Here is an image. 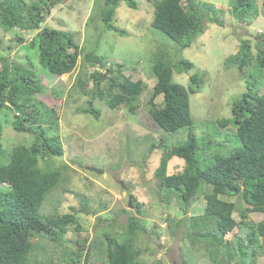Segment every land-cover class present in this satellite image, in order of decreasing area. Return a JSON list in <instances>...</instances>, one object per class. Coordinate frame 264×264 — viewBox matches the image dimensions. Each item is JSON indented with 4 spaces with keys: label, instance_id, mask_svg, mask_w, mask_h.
Instances as JSON below:
<instances>
[{
    "label": "trees",
    "instance_id": "16d2710c",
    "mask_svg": "<svg viewBox=\"0 0 264 264\" xmlns=\"http://www.w3.org/2000/svg\"><path fill=\"white\" fill-rule=\"evenodd\" d=\"M63 1L0 0V110H11L15 131L34 135L30 144L16 145L7 152L2 143L0 122V264H37L31 261V256L38 248V239L60 244L68 231L81 230L80 213L74 207H70L69 212L48 216L40 211L46 195L62 181V166L52 160L64 154L59 117L54 105L36 98V93L44 90L43 84L28 63L9 60L2 53L3 43L13 40L11 30L17 29V43L24 41V32L33 34L30 47L37 48L39 64L52 74H71L80 55L85 62L101 65V58L93 51L83 53L70 31L42 26L49 17L46 14ZM120 2L137 8L136 0H103L100 18L109 29L114 28L111 21ZM153 2L152 26L181 48L190 46L205 31L204 21L222 24L217 17L219 12L211 3L198 0ZM260 7L264 9V0H231L230 12L249 25L258 17ZM260 35H254L259 38L254 44L250 39H241L236 52L224 60V67L237 66L246 91L232 101L231 117L215 121L217 132L213 135L220 137L217 151H211L215 142L210 135L198 138L193 130L178 144L168 145L164 136L158 144H151L152 149L158 147L161 151L153 176L162 202L175 200L178 207L186 211L194 198L204 195L207 199L202 210L197 214L191 212L185 220L189 236L192 240L204 241L200 248H205L213 264H256L261 254L264 264V218L255 224L247 219L251 211L264 213V36ZM166 55L161 50L153 54L151 73L155 83L145 107L158 128L175 134L193 125L189 95L201 91L206 75L197 70L189 75L187 86L176 83L173 71H189L193 63L187 59L174 63ZM122 67L119 63L108 64L107 76L95 70L76 76V84L81 87V93H86L84 86L91 78L94 97L104 101L109 109L123 107L133 114L146 83L124 75ZM104 80L105 85L100 87ZM157 96L162 97L160 102H156ZM89 103L82 112L98 118L100 110ZM227 127L234 128L232 133L239 147L227 145L228 133L221 137ZM205 150L208 154L201 158L198 151ZM173 157L182 159L184 165L170 173L169 161ZM231 197H235L234 200ZM131 200L137 213H143L136 198L132 196ZM99 207L91 212L104 210L105 204ZM79 211L88 212L86 202ZM234 212L239 220L233 216ZM108 219L103 218L102 222ZM166 219L173 221L169 216ZM181 222L179 219L177 225ZM119 225L108 223L101 228L102 232L95 231L96 237L90 239V244L88 237L77 240V249L67 253L65 263L142 264L135 242L144 231V224L136 214H131L128 223L122 225L124 229L119 227L122 234L115 229ZM231 232V240L226 239L225 234ZM152 264L163 263L156 260Z\"/></svg>",
    "mask_w": 264,
    "mask_h": 264
},
{
    "label": "rangeland",
    "instance_id": "374dc122",
    "mask_svg": "<svg viewBox=\"0 0 264 264\" xmlns=\"http://www.w3.org/2000/svg\"><path fill=\"white\" fill-rule=\"evenodd\" d=\"M94 1L65 0L46 14L49 17L42 26L70 31L83 53L93 51L101 58V65L85 62L80 55L71 74H52L39 64L37 48L30 47L33 34L24 32V41L17 43V29L11 30L13 40L4 42L2 46L6 58L28 63L29 69L41 78L44 90L36 93V98L54 105L59 117L64 154L52 160L57 166H62V181L46 195L40 211L48 216L69 212L70 207H74L80 213L81 230L68 231L60 244L45 238L38 239V248L31 261H37V264H66L67 253L77 249V240L88 237L90 244V239L96 237L95 231H101L108 223L120 224L115 229L122 234L119 227L128 223L129 215L136 214L145 227L135 242L142 264H152L156 260H161L163 264H184L183 260L189 264H213L205 248H200L204 241L198 238L192 240L189 236L191 233L185 220L191 212L197 214L202 210L207 199L204 195L194 198L186 211L180 209L175 200L162 202L158 196L157 180L153 176L161 151L158 147L152 149L151 144H158L164 136L168 145H175L183 142L189 130H193L198 138L210 135L215 142L211 151H217L220 137L213 135L217 132L215 121L231 117L232 101L246 91L237 66L224 67V60L236 52L241 39H250L254 44L259 40L254 37L255 34L260 35L258 32L261 31L260 36H264V9L260 7L258 17L247 25L230 12L231 0H198L199 3L213 4L222 24L204 21L205 31L190 46L181 48L172 38L152 26L155 0H136L137 8L120 2L111 21L114 28L111 29L100 18L103 0ZM158 50L167 54V59L174 63L179 59L193 63L194 67L189 71L174 70V82L187 86L189 75L197 70L204 71L206 75L201 91L189 95L193 125L175 134L158 128L145 107L155 83L151 68L153 54ZM118 63L122 64L124 75L146 83L133 114L123 107L109 109L104 101L94 97L91 78L84 86L86 93H81V87L76 84V76L91 74L95 70L107 76L109 70L106 66ZM161 99L157 96L156 102ZM88 101L100 110L98 118L82 112ZM12 120L11 110H0L2 143L7 152H11L16 145L30 144L34 138L31 133L15 131ZM233 131L234 128L227 127L221 137L228 133L227 145L237 148L239 141ZM198 153L201 158L208 154L206 150ZM169 165L171 173L180 170L184 161L173 157ZM91 167L97 170H91ZM130 194L141 204L143 213H137ZM234 198L231 197L232 200ZM82 201L88 205L87 213L79 211L85 203ZM100 204H105V209L93 214L91 211L99 210ZM168 216L173 219L172 222L167 221ZM233 216L240 219L237 212ZM106 217L108 221L102 222ZM263 218L264 213L251 211L247 219L255 224ZM179 219L182 222L177 225ZM232 236L233 232L225 234L229 240ZM262 262L261 254L256 264Z\"/></svg>",
    "mask_w": 264,
    "mask_h": 264
},
{
    "label": "water",
    "instance_id": "95a60500",
    "mask_svg": "<svg viewBox=\"0 0 264 264\" xmlns=\"http://www.w3.org/2000/svg\"><path fill=\"white\" fill-rule=\"evenodd\" d=\"M91 170H97L96 168H94V167H91Z\"/></svg>",
    "mask_w": 264,
    "mask_h": 264
},
{
    "label": "clouds",
    "instance_id": "9594fccd",
    "mask_svg": "<svg viewBox=\"0 0 264 264\" xmlns=\"http://www.w3.org/2000/svg\"><path fill=\"white\" fill-rule=\"evenodd\" d=\"M259 32H261V31H259Z\"/></svg>",
    "mask_w": 264,
    "mask_h": 264
},
{
    "label": "bare ground",
    "instance_id": "6f19581e",
    "mask_svg": "<svg viewBox=\"0 0 264 264\" xmlns=\"http://www.w3.org/2000/svg\"><path fill=\"white\" fill-rule=\"evenodd\" d=\"M259 33V32H258Z\"/></svg>",
    "mask_w": 264,
    "mask_h": 264
}]
</instances>
